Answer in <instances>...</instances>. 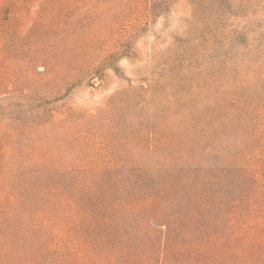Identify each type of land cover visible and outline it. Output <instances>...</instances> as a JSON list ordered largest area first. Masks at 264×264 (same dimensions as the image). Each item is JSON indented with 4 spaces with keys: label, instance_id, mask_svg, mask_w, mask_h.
Returning <instances> with one entry per match:
<instances>
[{
    "label": "rangeland",
    "instance_id": "374dc122",
    "mask_svg": "<svg viewBox=\"0 0 264 264\" xmlns=\"http://www.w3.org/2000/svg\"><path fill=\"white\" fill-rule=\"evenodd\" d=\"M0 264H264V0H0Z\"/></svg>",
    "mask_w": 264,
    "mask_h": 264
}]
</instances>
